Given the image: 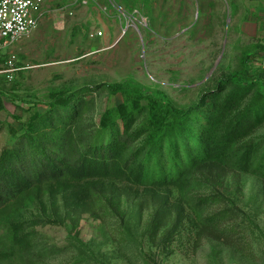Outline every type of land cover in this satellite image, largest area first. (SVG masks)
Wrapping results in <instances>:
<instances>
[{
  "label": "rangeland",
  "instance_id": "1",
  "mask_svg": "<svg viewBox=\"0 0 264 264\" xmlns=\"http://www.w3.org/2000/svg\"><path fill=\"white\" fill-rule=\"evenodd\" d=\"M43 7L45 17L32 32L0 49V119L16 128L63 89L99 86L91 97L97 114L123 100L103 84H136L186 109L245 67L264 79L257 62L264 55V0H44ZM263 134L264 127L254 137ZM195 178L188 201L176 188L135 187L99 195L92 209L74 212L59 197L43 195L23 218L58 219L33 228L35 241L55 250L29 259L264 264V181L216 167ZM0 264L24 262L0 255Z\"/></svg>",
  "mask_w": 264,
  "mask_h": 264
},
{
  "label": "trees",
  "instance_id": "2",
  "mask_svg": "<svg viewBox=\"0 0 264 264\" xmlns=\"http://www.w3.org/2000/svg\"><path fill=\"white\" fill-rule=\"evenodd\" d=\"M100 87L123 100L95 114L99 86L88 85L52 92L21 128L0 119V255L39 264L29 256L55 250L36 242L33 228L58 219L23 218L43 195L78 212L92 209L99 195L135 187L176 188L188 201L195 174L209 167L264 181V134L254 137L264 127L259 71L245 67L219 79L186 109L136 84Z\"/></svg>",
  "mask_w": 264,
  "mask_h": 264
},
{
  "label": "built area",
  "instance_id": "3",
  "mask_svg": "<svg viewBox=\"0 0 264 264\" xmlns=\"http://www.w3.org/2000/svg\"><path fill=\"white\" fill-rule=\"evenodd\" d=\"M43 6L44 0H0V49L10 47L32 32L45 17ZM97 34L101 35L102 31L98 30ZM257 62L264 65V55Z\"/></svg>",
  "mask_w": 264,
  "mask_h": 264
}]
</instances>
